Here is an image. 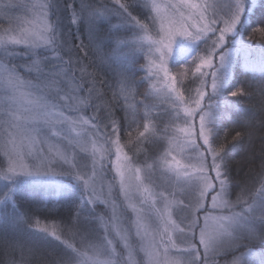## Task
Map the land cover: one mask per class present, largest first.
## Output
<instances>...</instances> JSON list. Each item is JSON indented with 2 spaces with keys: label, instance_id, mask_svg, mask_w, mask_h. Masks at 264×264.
Segmentation results:
<instances>
[{
  "label": "snow or ice",
  "instance_id": "obj_1",
  "mask_svg": "<svg viewBox=\"0 0 264 264\" xmlns=\"http://www.w3.org/2000/svg\"><path fill=\"white\" fill-rule=\"evenodd\" d=\"M257 9L264 0H0V223L22 234L0 235V247L19 252V264H221L229 253L223 264H264V247L258 260L245 259L255 256L253 244L264 246V148L258 169L241 177L226 145L218 146L232 114L241 127L234 141L251 138L257 119L264 129V42L257 49L241 34L245 14ZM66 18L75 32L65 30ZM113 40L118 48L106 46ZM181 43L184 71L170 76ZM117 52L142 54L149 80L161 72L171 80L167 119L141 114L147 94L133 96L129 109L137 73L126 65L116 72L125 87L105 100L112 86L103 76ZM253 52L262 62L259 80L232 90L231 65ZM192 65L203 88L173 98ZM253 85L258 109L246 116L228 98ZM222 110L230 111L222 117ZM149 118L151 131L147 122L139 131ZM126 123L137 124L138 144L155 148L143 161L122 156ZM108 171L115 175L105 185ZM52 184L50 197L36 194ZM22 196L31 198L28 208ZM65 203L74 214L50 227ZM98 203L110 214L99 215Z\"/></svg>",
  "mask_w": 264,
  "mask_h": 264
},
{
  "label": "trees",
  "instance_id": "obj_2",
  "mask_svg": "<svg viewBox=\"0 0 264 264\" xmlns=\"http://www.w3.org/2000/svg\"><path fill=\"white\" fill-rule=\"evenodd\" d=\"M101 3L102 1L99 0ZM67 2V0H65ZM74 3L76 5H79L80 0H74ZM264 21V10H254V12L246 13L245 14V26L241 30V34L244 37V39L248 40L251 36V40L249 41L252 45H254L257 49L259 47V44L264 42V33L256 32L253 34V29L258 27H264L260 22ZM74 27V26H71ZM75 28V27H74ZM72 29V28H71ZM106 46L111 48H118V44L115 40L111 42L109 45L106 42ZM118 54V52H117ZM113 55L111 57L112 59V68L113 71H109L107 75H104L103 78L108 81V84L111 85V89H114L117 93H120L119 87L120 84L123 83L122 80H120L116 76V72L120 69V67L126 65L128 68L132 69L134 72L137 73L136 77V85L130 88L128 90L129 92H133V95L136 97V100L142 99L143 95L147 94V81L145 79V72L140 70V64L142 63L141 56L136 55L133 57H128L125 55ZM186 58L185 54H178L175 56L171 63L170 67H180V63L184 62V59ZM257 60V65H255V62ZM261 58L253 52V54L249 55L247 58H245L242 55H238L235 58L234 63L231 65L230 68V76L234 80L233 89L236 88H242L245 87L248 81L251 80H259L261 75ZM135 64V67L133 65ZM260 64V65H259ZM246 65V67H245ZM255 65V71L252 70V66ZM247 66H250L251 68H248ZM182 68V67H181ZM173 75L176 76V73L172 71ZM195 65H192V71H189L188 74L181 78L183 81L184 87H180V92L184 93L185 89H189L191 93L194 95L196 92V89L203 88V83L201 81L195 80ZM122 85V84H121ZM208 91H210V82H209V88ZM139 93L140 95H136V93ZM129 93L127 92V95ZM148 95V94H147ZM105 99L107 101H113V93L108 88L106 89ZM121 103L124 102V93H121L120 95ZM232 101L233 106L238 105L239 108L243 113L247 115H251L253 112H256L258 109V103L260 100L259 92L256 85H253L251 88L248 89L243 95H239L235 98H228ZM114 102V101H113ZM147 106H142L139 111L141 114L144 112H150L152 115L157 116L158 118H165L163 114L166 110H169L170 107L167 106L165 103H153L148 99L146 102ZM128 107L130 110H135V101L132 99L131 102H129L128 99ZM227 111L230 110H222L220 115L226 116ZM117 112L120 117L123 116V112L120 111V108L117 107ZM149 123L150 125V131L151 126L156 121L149 120H141L139 122V131H143V123ZM163 127V125H161ZM237 131H241L240 127V121L237 118L235 114H232L230 119H225L224 127H222L219 131V139H218V146L219 144H225L226 145V152L228 153L227 159L229 160L230 166L232 168L233 175H239L241 177L245 176L246 174H252L256 169L259 167V159L261 149L264 148V129H261L259 127V120L255 122V127L253 129H250L252 135L251 138L249 136H244L242 139L233 140L232 137L235 136ZM129 132H131V141L129 140ZM138 138V131H137V124L133 123L131 124V128L129 129L128 124H124L123 130L121 132V145L126 152V154L133 156L134 153H136L135 157H139V155H143L146 152H143L144 150L153 147V145L149 142L145 143H137ZM75 188V187H74ZM36 194L38 196H43L45 192L38 191L36 189ZM48 196L51 195L47 192ZM22 202L24 203L25 208H28L31 204V198H23L22 196ZM66 206L73 207L72 209L68 208V211L66 212L65 209H63L62 206H57V214L55 215V218H49L46 223L51 227L52 225H59L61 223L60 217L67 218L70 214H74V206L70 203H65ZM64 204V205H65ZM42 219V223L43 218ZM9 235V236H21V233H15L12 231H8L6 229V226L3 223H0V235ZM257 245V249L262 248L264 246ZM261 250V249H260ZM261 254V253H260ZM260 257V256H259ZM258 257V259H259ZM25 258H28L27 253L25 254ZM17 261V264H19V261L21 259L20 253L16 252L13 253L10 249H6L4 247H0V264H11V261L13 260Z\"/></svg>",
  "mask_w": 264,
  "mask_h": 264
},
{
  "label": "rangeland",
  "instance_id": "obj_3",
  "mask_svg": "<svg viewBox=\"0 0 264 264\" xmlns=\"http://www.w3.org/2000/svg\"><path fill=\"white\" fill-rule=\"evenodd\" d=\"M102 3L104 2V0H101ZM2 2H7V0H2ZM159 2L163 3L164 0H159ZM98 3H101L99 0H98ZM13 15H23V12L22 11H16L13 13ZM63 24H64V27H65V30H67L69 27H71L70 25V19L69 18H66L64 19L63 21ZM72 28V31L75 32V28L74 27H71ZM185 47L182 43L181 44H178L177 46V50L174 51L173 55L171 56L170 58V63L172 61V59L177 56L178 54H183L181 53L180 49ZM120 55L119 53L117 54V56ZM137 55H140L141 57V60H142V63L144 64L145 63V60L142 58V54H137ZM169 67H170V64H169ZM171 69V72H170V76H174L172 71H174L176 73V75H178L179 73H182L184 71L183 68L180 67H170ZM145 72V71H144ZM145 79L147 81V94L149 96V99L151 98L152 100L156 101V103H165L167 106H169L171 108V103H170V100L168 99V96H169V93L171 91V80H165L164 77H163V73L161 72L160 73V76L159 77H153L151 80L148 79V74L147 72H145ZM182 77H184V75H181L179 78L181 79ZM122 84V85H121ZM120 84V87H119V90H121L122 88L125 87L124 85V82ZM111 90V92L113 93V89L109 88ZM130 90V89H129ZM210 91H211V87H210ZM128 99H129V102L132 101V97L134 96L133 95V92H129L128 91ZM181 93L180 92V87L178 86L177 88V93H172V97L174 98L177 94ZM106 100V99H105ZM107 101V100H106ZM164 119H167V117H165ZM143 152H146L145 154H143L145 157L149 156L152 154L153 152V149L152 148H148L146 150H144ZM123 155H128L126 154V152L124 151L123 147H122V156ZM135 155L136 153L133 154V156L131 155H128L129 157H133L135 158ZM141 155V156H143ZM139 155V157H141ZM112 159H115V156L112 157ZM149 163H151V161L149 160L148 161ZM111 168V165H109V169ZM115 175L114 172L112 171H108L105 179H104V184L107 185L112 177ZM53 179H56V180H63L65 183H67V180L66 178L64 177H54ZM99 179V178H98ZM75 187L76 190H78V187L73 185ZM38 191H42V192H48L50 195H52V193L55 191L56 189V185L52 184V185H47V186H44V185H41V186H37L36 188ZM35 189V191H36ZM25 190L27 191V187L25 186ZM107 192V187H105V193ZM209 200H210V197H209ZM121 204H123V201H121ZM96 209H97V213L99 215H103L106 211L109 212L110 214V210L108 208H106V206L103 204V203H98L97 206H96ZM129 215H131V213H129ZM257 245L259 244H253L251 247H252V251L255 253V256H252V257H245V259H249V260H258V257L261 255V250L262 248H259L257 249ZM261 247V246H260ZM241 251H245V249H241ZM232 259V254L229 253L227 256H223V257H220V260H221V264H223V261L224 260H231Z\"/></svg>",
  "mask_w": 264,
  "mask_h": 264
},
{
  "label": "bare ground",
  "instance_id": "obj_4",
  "mask_svg": "<svg viewBox=\"0 0 264 264\" xmlns=\"http://www.w3.org/2000/svg\"><path fill=\"white\" fill-rule=\"evenodd\" d=\"M258 62H259V61H258ZM258 62H257V60H256L255 65L258 66V64H257ZM259 65H260V64H259ZM245 67H246V65H245ZM247 67H248V68H251L250 66H247ZM149 100L156 104V101L152 100L151 98H150ZM160 104L162 105V104H164V103H160ZM222 116H223V113H222ZM151 148L153 149V151H155L154 146L151 147ZM139 159H140L141 161H143V160L146 159V157L143 155V156H141ZM66 205H67V204H65V205L62 206L63 209H65L66 212L68 211V208H70V209L73 208V207H70V206L68 207V206H66Z\"/></svg>",
  "mask_w": 264,
  "mask_h": 264
}]
</instances>
